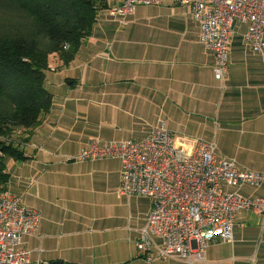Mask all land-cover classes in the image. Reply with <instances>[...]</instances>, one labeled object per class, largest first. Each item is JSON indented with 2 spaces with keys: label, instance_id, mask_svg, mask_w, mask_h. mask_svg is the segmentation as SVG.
<instances>
[{
  "label": "crops",
  "instance_id": "obj_1",
  "mask_svg": "<svg viewBox=\"0 0 264 264\" xmlns=\"http://www.w3.org/2000/svg\"><path fill=\"white\" fill-rule=\"evenodd\" d=\"M107 9L98 11L70 62L57 53L48 56L44 86L51 105L30 134L14 135L22 156L5 158L4 190L39 212L35 231L23 237L30 264H187L136 255L151 201L118 193V159L67 157L78 155L91 138H144L162 121L174 145L213 141L218 157L264 173V49H251L244 40L247 23L236 20L221 83L185 5H138L125 25ZM223 188L264 197V183ZM232 236L231 242L210 243L205 260L193 264H264L262 213L240 210Z\"/></svg>",
  "mask_w": 264,
  "mask_h": 264
},
{
  "label": "built area",
  "instance_id": "obj_2",
  "mask_svg": "<svg viewBox=\"0 0 264 264\" xmlns=\"http://www.w3.org/2000/svg\"><path fill=\"white\" fill-rule=\"evenodd\" d=\"M165 0H118L107 10L125 25L138 5ZM185 5L199 25V40L214 57L213 73L224 82L229 36L236 20L245 21L244 40L264 49V0H171ZM74 160L116 158L120 162L118 193L151 201L139 230L136 255L145 261L176 258L187 264L205 260L215 241L231 242L235 215L252 209L264 217V197H243L223 188L264 183V173L241 170L235 160L218 157L211 141L195 139L189 147L174 145L164 122L154 124L141 139L114 142L91 138ZM39 212L10 191H0V264H30L23 237L32 234Z\"/></svg>",
  "mask_w": 264,
  "mask_h": 264
},
{
  "label": "trees",
  "instance_id": "obj_3",
  "mask_svg": "<svg viewBox=\"0 0 264 264\" xmlns=\"http://www.w3.org/2000/svg\"><path fill=\"white\" fill-rule=\"evenodd\" d=\"M111 0H0V191L5 158H21L16 132L30 134L49 111L48 56L70 62Z\"/></svg>",
  "mask_w": 264,
  "mask_h": 264
}]
</instances>
